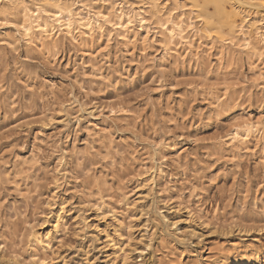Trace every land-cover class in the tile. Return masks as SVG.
<instances>
[{
  "label": "rangeland",
  "instance_id": "rangeland-1",
  "mask_svg": "<svg viewBox=\"0 0 264 264\" xmlns=\"http://www.w3.org/2000/svg\"><path fill=\"white\" fill-rule=\"evenodd\" d=\"M167 1L193 46L154 18L47 48L0 23V264H264V57L230 43L264 0Z\"/></svg>",
  "mask_w": 264,
  "mask_h": 264
},
{
  "label": "bare ground",
  "instance_id": "bare-ground-1",
  "mask_svg": "<svg viewBox=\"0 0 264 264\" xmlns=\"http://www.w3.org/2000/svg\"><path fill=\"white\" fill-rule=\"evenodd\" d=\"M159 1L161 0H151L148 5L150 11H146L142 5L134 6L126 0H0V23L13 25L27 45L47 48L56 46L63 37L79 45L81 41L94 42L96 36L100 39L104 35L110 37L113 32L129 40L128 36L133 28L149 35L152 26L150 18H154L159 20L161 30L170 42L178 40L181 44L193 46V38L198 35L199 30L191 17L183 15L186 6H180L181 15L175 17V10L168 9L167 6L160 8ZM183 1L176 0V3L179 6ZM238 1L246 8L255 6L250 0ZM223 4L218 1V10L222 13ZM13 19L18 23L13 22ZM243 21L244 26L233 35L230 43L238 49L255 53L258 58L264 57V52L256 45L258 42V45L264 46L263 20L253 21L247 16ZM258 74V81H263L264 84V70L260 69ZM227 136L234 145L247 143L253 138L258 141L262 136V128L257 122L242 120L233 126L232 132Z\"/></svg>",
  "mask_w": 264,
  "mask_h": 264
}]
</instances>
